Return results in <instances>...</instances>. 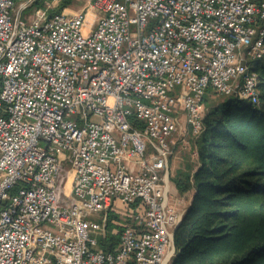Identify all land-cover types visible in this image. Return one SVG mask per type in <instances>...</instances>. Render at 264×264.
Wrapping results in <instances>:
<instances>
[{
  "label": "built area",
  "instance_id": "1",
  "mask_svg": "<svg viewBox=\"0 0 264 264\" xmlns=\"http://www.w3.org/2000/svg\"><path fill=\"white\" fill-rule=\"evenodd\" d=\"M34 1L0 0V264H171L169 159L208 89L258 103L264 0Z\"/></svg>",
  "mask_w": 264,
  "mask_h": 264
},
{
  "label": "trees",
  "instance_id": "2",
  "mask_svg": "<svg viewBox=\"0 0 264 264\" xmlns=\"http://www.w3.org/2000/svg\"><path fill=\"white\" fill-rule=\"evenodd\" d=\"M251 67L258 103L208 89L198 165L171 179L178 193L193 190L173 235L171 264H264V54ZM108 211L107 227L119 232L115 211ZM117 236L100 239L98 248L112 249Z\"/></svg>",
  "mask_w": 264,
  "mask_h": 264
},
{
  "label": "rangeland",
  "instance_id": "3",
  "mask_svg": "<svg viewBox=\"0 0 264 264\" xmlns=\"http://www.w3.org/2000/svg\"><path fill=\"white\" fill-rule=\"evenodd\" d=\"M49 1L52 0H35L31 6H29L26 10H24V13H32L35 10V7H42L44 4L48 3ZM62 0L58 1L56 4L54 10H61L64 9L67 12H73L75 10H78L80 7L84 5L83 0H70L67 5L63 6L60 4ZM222 96V95H221ZM213 97V96H212ZM218 97L216 98V100ZM92 120L98 121L99 118L93 116ZM180 122L183 123L184 121L182 120V117H180ZM198 165L197 158L192 156V152L188 151L187 149L183 148L179 143L176 144L173 148V154L171 155L169 159V171H170V176H169V182H170V192H169V198L170 201L172 202H180V206H185L188 203V200L190 196L193 193V190L190 188L188 189L187 192L180 194L177 192L175 189L173 182H172V177L176 174V172L179 170H188L190 169L191 171L195 170ZM117 215V221L119 223H123L125 220L126 216L124 212L119 213L115 212ZM96 248V247H94Z\"/></svg>",
  "mask_w": 264,
  "mask_h": 264
},
{
  "label": "crops",
  "instance_id": "4",
  "mask_svg": "<svg viewBox=\"0 0 264 264\" xmlns=\"http://www.w3.org/2000/svg\"><path fill=\"white\" fill-rule=\"evenodd\" d=\"M191 197H192V195L190 196V198H189V200H188L187 206L189 205V202H190Z\"/></svg>",
  "mask_w": 264,
  "mask_h": 264
},
{
  "label": "water",
  "instance_id": "5",
  "mask_svg": "<svg viewBox=\"0 0 264 264\" xmlns=\"http://www.w3.org/2000/svg\"><path fill=\"white\" fill-rule=\"evenodd\" d=\"M178 224H179V223H178ZM177 226H178V225H177ZM177 226H176V227H177ZM176 227H175V228H176ZM175 230H176V229H175Z\"/></svg>",
  "mask_w": 264,
  "mask_h": 264
}]
</instances>
